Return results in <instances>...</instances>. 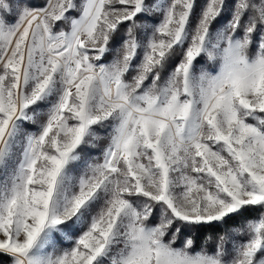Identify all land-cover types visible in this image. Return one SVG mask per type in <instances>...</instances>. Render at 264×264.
Here are the masks:
<instances>
[{"label": "rangeland", "instance_id": "obj_1", "mask_svg": "<svg viewBox=\"0 0 264 264\" xmlns=\"http://www.w3.org/2000/svg\"><path fill=\"white\" fill-rule=\"evenodd\" d=\"M246 1L228 17L223 0H208L191 26L193 0H38L42 11L4 3L22 9L14 23L0 20V252L9 264H264L257 224L224 263L170 248L128 200L145 195L184 223L264 204L255 126L264 123V0ZM244 8L245 22L260 24L252 47ZM54 22L58 33L47 31ZM55 91L41 134L23 133L31 107ZM108 118L110 133L93 131ZM87 147V164L69 172Z\"/></svg>", "mask_w": 264, "mask_h": 264}, {"label": "trees", "instance_id": "obj_2", "mask_svg": "<svg viewBox=\"0 0 264 264\" xmlns=\"http://www.w3.org/2000/svg\"><path fill=\"white\" fill-rule=\"evenodd\" d=\"M6 1L7 0H0V20L5 24L14 23L13 21L18 15V9L21 8H13L12 6L4 5ZM16 1L20 6H27V9L30 8V10L35 11L44 10L48 4L47 2L38 3V0H34L36 2L35 4L30 3L31 0ZM250 1L251 0L246 1L247 7L250 5ZM207 2L208 0H193V11L188 21L189 26L192 25L191 23L194 22L197 14L203 9ZM223 3L229 7L225 14L229 17L230 9H232L233 5L237 3V0H223ZM52 6L53 4L51 7ZM70 15H72V13H70ZM246 17L247 12L246 8H244L240 16V22H242L240 28L243 29V25L246 24L248 26L250 25V27L252 26L251 34H247L250 40L249 45L252 47L254 43L258 41L254 36L257 33L256 31L259 30L258 26L260 27V24L254 21L255 17H253L252 13L250 14V17L253 18H250L249 22H245ZM226 19L227 18H224L225 22L227 21ZM58 23L59 22H54L52 24L48 23L46 26L47 31L50 33H58ZM112 37H114V41L117 40L116 33L114 35L112 34ZM2 66L0 67V72L2 71ZM57 99L58 94L55 91L49 95L46 100H42L32 106L30 109L32 115L31 119H27L21 123V128L24 130L23 133L30 136H38L41 134L40 132L47 122L50 107L56 103ZM43 103L45 104V107H43ZM245 119L250 122L252 121V117L250 116H245ZM106 122V128L103 127L101 123H96L93 127V131L97 134L101 132L100 130L110 133L108 127L112 124V119L108 118ZM255 126L260 128V130H264V123L257 122L255 123ZM104 142L105 138H103L102 141L99 140L95 144V152H98V154L101 153L100 148L106 146ZM91 150L92 148H90V151L88 152V147L85 150H80L76 163H71L70 167L68 166V171L79 172L83 169L87 164L84 157L94 153H92ZM125 199H127V197ZM128 200L138 214H141V223L145 227H150L154 230L156 228L161 235V240L164 244L168 245L170 248L179 249L188 255H193L195 253L204 256L208 255L226 263L228 262V259H231V257L236 254V247L238 248L241 244L245 245L246 241L251 239L253 236L252 228L256 224L260 227L259 237L262 244H264V204L244 206L239 211L231 213L224 219L216 220L215 222L184 223L173 217L169 218L163 206L145 195L131 194L128 196ZM69 231L70 233H74L73 229H70ZM77 233L79 232H76V234ZM11 260V255L0 252V264H9L11 263Z\"/></svg>", "mask_w": 264, "mask_h": 264}, {"label": "bare ground", "instance_id": "obj_3", "mask_svg": "<svg viewBox=\"0 0 264 264\" xmlns=\"http://www.w3.org/2000/svg\"><path fill=\"white\" fill-rule=\"evenodd\" d=\"M94 71H95L97 74H100V73H101L100 69H98V68H97V69H94ZM110 86H111L110 94H111V96H112L113 93H114V90H115V86L113 85V83H111ZM226 89H227V88H225V89H221L218 93H219V94H223L224 92H226ZM31 148H32V150H31V154L35 153V152L38 150V144H37V142H34Z\"/></svg>", "mask_w": 264, "mask_h": 264}]
</instances>
